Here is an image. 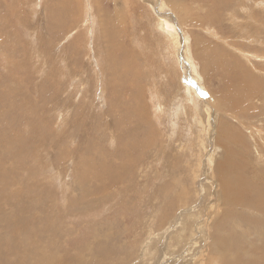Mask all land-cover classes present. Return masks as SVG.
Instances as JSON below:
<instances>
[{"label":"rangeland","instance_id":"obj_1","mask_svg":"<svg viewBox=\"0 0 264 264\" xmlns=\"http://www.w3.org/2000/svg\"><path fill=\"white\" fill-rule=\"evenodd\" d=\"M239 174L264 193V0H0V264H264Z\"/></svg>","mask_w":264,"mask_h":264},{"label":"bare ground","instance_id":"obj_2","mask_svg":"<svg viewBox=\"0 0 264 264\" xmlns=\"http://www.w3.org/2000/svg\"><path fill=\"white\" fill-rule=\"evenodd\" d=\"M162 7H164L163 6V4L162 5H160V8L158 9V10H161L162 9ZM170 14V13H169ZM159 17L160 18H162L161 19V21L159 20V22L157 21V25H161L160 27H162L163 28V31H165L166 32V35H167V37L170 39H172V37H170L172 34H173V32L170 30V29H172L171 28V24H169V23H171V20L170 19H172L171 17H172V15L170 14V15H166L165 17L164 16H162V15H159ZM40 18V17H39ZM169 18V19H168ZM173 22V21H172ZM159 29H161V28H159ZM162 30V29H161ZM161 30H159V31H161ZM175 38V37H174ZM173 43V42H172ZM247 57H248V55H247ZM239 91L238 92H241L242 91V89L241 88H239L238 89ZM190 96V95H189ZM12 99V98H11ZM10 100V99H9ZM13 101V100H12ZM257 101V100H256ZM11 103V102H10ZM15 103V102H14ZM35 105V104H34ZM12 108V107H11ZM27 110V109H26ZM8 119V118H7ZM15 121V120H14ZM7 125V124H6ZM31 125V124H30ZM119 126V125H118ZM225 130H230V128L228 127V125L227 126H223V131H225ZM12 132V131H11ZM10 133V132H9ZM42 133V132H41ZM6 134V133H5ZM7 136V135H6ZM15 137V136H14ZM42 137H44V136H42ZM2 141V140H1ZM22 143V142H21ZM28 143V142H27ZM7 145V144H6ZM3 147V146H2ZM21 147V146H20ZM19 147V148H20ZM6 148V147H5ZM7 149V148H6ZM11 149V148H10ZM11 151V150H10ZM12 152V151H11ZM29 152V151H28ZM17 154V153H16ZM28 155V154H27ZM261 157V156H260ZM259 157V158H260ZM16 158V157H15ZM18 158V157H17ZM208 158V157H207ZM8 161V160H7ZM6 161V162H7ZM11 161V160H10ZM208 161H210V159H208ZM17 162V161H16ZM19 162V161H18ZM102 162V161H101ZM21 168V167H20ZM241 171H242V169H241ZM238 172V171H237ZM27 174V173H26ZM237 175V173H235L234 174V176H236ZM239 176H240V178H238V177H234V179L230 182V181H226V183H225V185H223V194H222V197H221V200H219V201H221V203L223 204V206L224 205H226V206H228V205H231V207L234 205V206H239V207H235V208H240V209H243V208H245V210H248V212L247 213H249L248 215H250V214H252L253 215V217H254V215L256 214L257 215V218H258V216L260 217V218H262V219H264V213L262 212V211H260V210H264V193L262 192V191H260L258 188V186L256 187V186H254V184H252L249 180L247 181V179L245 180V178L243 177V176H241L240 174H239ZM27 196H29V195H27ZM81 202V201H80ZM248 203V204H252L251 206L252 207H250V209H249V207L248 208H246V206L245 207H242V203ZM220 203V204H221ZM183 204H186V203H183ZM245 205V204H244ZM243 205V206H244ZM230 207V206H229ZM228 208V207H227ZM226 208V209H227ZM225 209V208H224ZM232 209V208H231ZM239 209V210H240ZM210 211V210H209ZM222 211H223V209H222ZM227 213H228V211L227 210H225ZM232 211V210H231ZM231 211H229V213L231 212ZM209 213V212H208ZM231 213H233V211L231 212ZM226 214V213H225ZM242 214H244V213H242ZM242 214H241V216H242ZM246 214V213H245ZM224 215V214H223ZM227 215V214H226ZM225 215V216H226ZM247 215V214H246ZM207 216H208V214H207ZM206 216V217H207ZM232 216H234V215H232ZM240 216V215H239ZM240 216V217H241ZM211 217V216H210ZM227 217H229V216H227ZM235 217H236V215H235ZM239 217V218H240ZM246 217V216H245ZM245 217L243 216L242 218L243 219H245ZM248 217V216H247ZM234 218V217H233ZM232 218V219H233ZM238 218V219H239ZM242 218H240V219H242ZM260 218H258V219H260ZM223 219H224V216H223ZM229 219H231L230 217H229ZM19 220V219H18ZM227 220V219H226ZM246 220V219H245ZM13 221V220H12ZM225 221V220H224ZM223 221V222H224ZM236 221H237V219H236ZM249 221V220H248ZM251 221V220H250ZM254 221V220H253ZM252 221V222H253ZM257 221V220H256ZM263 221V220H262ZM239 222V221H238ZM242 222V221H241ZM243 222H245L244 220H243ZM257 222H260V221H257ZM20 223V222H19ZM24 223H26V222H24ZM23 223V224H24ZM248 223V222H247ZM246 223V224H247ZM8 224H10V223H8ZM189 224V223H188ZM252 224V223H251ZM256 224V223H255ZM18 225V224H17ZM231 225V224H230ZM12 226V225H11ZM13 226H14V230H13V234H16L17 235V230H16V224H15V222L13 223ZM29 226V225H28ZM20 227V226H19ZM21 227H23L22 225H21ZM33 227V226H32ZM29 228H30V226H29ZM34 228V227H33ZM31 229V228H30ZM215 229H217V228H215ZM22 230V229H21ZM185 230V229H184ZM187 231H188V229H187ZM21 232V231H20ZM20 232H18L19 234H21ZM216 233V232H215ZM226 233V232H225ZM22 234H23V232H22ZM36 235V234H35ZM210 235V234H209ZM233 235V234H232ZM23 236V235H22ZM231 236V235H230ZM14 238V237H13ZM215 238V237H214ZM222 238H224V237H222ZM227 238V237H226ZM231 238V237H230ZM212 239V238H211ZM228 239V238H227ZM32 240V239H31ZM30 240V241H31ZM223 240H225V238L223 239ZM25 241H27V239L25 240ZM29 241V242H30ZM226 241V240H225ZM230 241V240H229ZM6 242V241H5ZM28 242V243H29ZM228 242V241H227ZM234 242V241H233ZM1 243V242H0ZM28 243H26V244H28ZM34 243V242H33ZM25 244V243H24ZM217 244V243H216ZM229 244V243H228ZM232 244V243H231ZM236 244V243H235ZM29 245V244H28ZM222 245H225L224 244V242H222V240L220 239V240H218V249L219 250H221V248H223L224 249V247H222ZM227 245V244H226ZM230 245V244H229ZM228 245V246H229ZM237 245V244H236ZM235 245V246H236ZM49 246V245H48ZM216 246V245H215ZM232 246H233V244H232ZM22 247V246H21ZM35 248V247H34ZM33 249V248H32ZM20 250H22V249H20ZM225 250H227V249H225ZM229 250V249H228ZM227 250V251H228ZM34 251H35V249H34ZM34 251H31V248H30V251H26V253H31V254H37L36 252H34ZM216 251V250H215ZM21 252V251H20ZM39 252V251H38ZM222 252V251H221ZM226 252V251H225ZM241 252H243V251H241ZM12 253H14V254H17L16 253V251L15 250H12ZM11 253V254H12ZM90 253V252H89ZM10 254V253H9ZM20 254V253H19ZM31 254H29V256H31ZM28 255V254H27ZM244 255V254H243ZM10 256V255H9ZM20 256V258H22L23 257V255H19ZM41 256V255H40ZM37 257L36 256V258L33 260V259H30V263H28V264H31V260H33L32 262H34L33 264H68L67 262H65V261H61V258L60 257H57L56 256V258H54L52 255H44L45 256V258H43V257ZM42 256H43V254H42ZM94 256V255H93ZM235 256H238V255H235ZM264 256V255H263ZM52 257H53V259H52ZM239 257V256H238ZM224 258H225V256H221V257H219V259L221 260V262L224 260ZM228 258H230V257H228ZM227 258V259H228ZM260 258V257H259ZM57 259V260H56ZM58 259H59V261H58ZM20 260V259H19ZM55 260H56V262H55ZM78 260H80V259H78ZM11 261V260H10ZM22 260H20V262H21ZM225 261H226V258H225ZM264 261V260H263ZM51 262V263H50ZM79 262V261H78ZM224 262V261H223ZM228 262V261H227ZM226 262V263H227ZM231 262V261H230ZM18 263V261H17V258H15L14 259V261L13 262H11V263H8V264H17ZM100 263V262H99ZM4 264H6V263H4ZM20 264V263H19ZM24 264V263H23ZM75 264H77V263H75ZM223 264H225V263H223Z\"/></svg>","mask_w":264,"mask_h":264}]
</instances>
